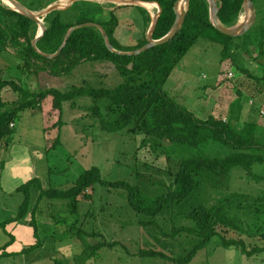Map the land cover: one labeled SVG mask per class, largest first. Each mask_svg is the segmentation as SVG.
<instances>
[{"label": "trees", "instance_id": "obj_1", "mask_svg": "<svg viewBox=\"0 0 264 264\" xmlns=\"http://www.w3.org/2000/svg\"><path fill=\"white\" fill-rule=\"evenodd\" d=\"M22 2V0H18ZM29 1L30 10L46 8L50 2L46 0ZM155 2L161 7L156 26L152 33L153 39H160L171 29L176 14L173 6L176 0H140ZM244 0H219L218 18L221 24L233 26L236 24ZM258 14L264 10V0H252ZM109 19L98 21L96 15H105L106 9L100 4L90 1H76L69 8L54 10L44 17L46 27L42 37L37 42V52L32 41L37 33V23L23 14L4 5L0 0V59L6 56L20 61L18 67L32 73H46L49 76H65L79 65L88 62H99L112 65L122 79L113 88H95L83 82L67 92L56 88L30 90L16 80L0 77V93L11 88L21 95V102L13 107H6L0 98V153L8 148L13 139L14 125L20 112L26 109L35 111L37 106L48 96L52 97L54 108L62 110V104L75 101L79 97L92 100L89 107L93 118L98 120L100 127L111 133L126 131L141 134L138 149L147 147L156 158L165 157L167 166L163 173L172 179L165 185L166 191L154 196H148L138 185L127 181H107L100 169L92 166L84 170L74 180L68 189H44L39 178L33 177L19 185L17 191L23 196L17 213L6 221L0 222V227L7 224L21 223L30 217L34 234L36 235L37 214L41 216L39 203L47 199L67 200V211L75 214L80 198L90 200L97 185L114 189H122L131 209L141 218L153 219L148 224L166 213L178 215L191 225L173 226L171 233L161 234L175 238L185 235L194 243L183 255L173 257L162 251L152 249L140 250L139 256L161 257L173 264L189 263L197 251L204 248L214 238L218 245L224 248L232 246L239 248L247 257L264 253V194L252 196L249 194L230 192L214 203L206 204L203 196L213 192L218 193L229 182L231 171L239 167L254 179L264 180V176L253 172L255 165H264V124L260 115L252 121L242 119V98L239 92L232 101L225 118L210 115L206 119L198 118L192 111L172 99L164 89L166 81L183 56L197 43L200 38L219 42L222 45L221 61L229 58L238 67L237 59L239 41L246 49L255 43L257 49L264 45V23L260 27L258 42L241 37L227 36L218 31L210 20L207 0H189L184 23L180 31L169 42L150 47L137 55H127L112 52L108 49L100 30L94 26H84L75 29L60 54L47 58L43 54H53L62 45L69 28L87 22L100 24L107 32L114 49L118 51H133L147 43L143 38L135 46H122L115 39L114 33L118 27V18L113 11L108 12ZM150 16L145 20V34L149 28ZM250 37H256L251 35ZM260 53L264 54L261 50ZM236 67V68H237ZM241 69V68H240ZM242 70H244L242 68ZM1 72V69H0ZM1 76V75H0ZM259 113V112H258ZM13 124V126H11ZM59 141L55 138L54 148ZM208 145L225 150L224 154H212L206 150ZM3 167V165H2ZM39 191L36 202L32 204V190ZM242 200L249 204L250 220L244 224L238 223L234 216L230 217L226 209L241 207ZM187 218H186V217ZM61 221H56L58 224ZM64 222V221H63ZM157 226V224H156ZM68 235L76 236L85 242L86 237L101 236V232H85L76 229L75 223L67 230ZM245 234L247 239L258 238L262 245L247 246L244 238L230 236L229 233ZM65 231L63 232V234ZM9 239L2 246L5 250L14 242L13 235L8 232ZM38 239V238H37ZM36 244L23 248L22 252H30ZM87 243V242H85ZM117 242L101 241L96 244H86L83 251L74 257L75 262L86 264L96 256L97 251L104 246H115ZM3 253V251H2ZM55 264H69L56 261ZM78 264V263H76Z\"/></svg>", "mask_w": 264, "mask_h": 264}, {"label": "rangeland", "instance_id": "obj_2", "mask_svg": "<svg viewBox=\"0 0 264 264\" xmlns=\"http://www.w3.org/2000/svg\"><path fill=\"white\" fill-rule=\"evenodd\" d=\"M87 1L98 3L106 9L105 15H96L98 21L108 20L110 11L121 16V13L130 10L129 3L116 5L118 3L114 0ZM22 2L28 6L29 1ZM46 2L64 7L69 0ZM109 7L113 9H107ZM132 12L136 10L132 9ZM241 15H244V19ZM135 16L128 22L125 15L118 19L119 24L120 21L123 26L126 22L128 24L120 28L119 42L123 46H135L143 40L141 25L134 20L137 19L133 18ZM247 16L248 13L242 10L236 24ZM263 23L264 10L257 14L253 26L241 36L247 34L244 39L247 37L246 40L258 42ZM38 26L37 32L40 30ZM242 43L239 41L237 67L231 58L221 61L222 45L219 42L200 38L173 69L164 89L172 99L201 119L210 115L225 118L232 101L236 100L240 92L242 119L252 121L260 115L258 118L264 124V54L260 53L264 51V45L258 50L254 43L245 49ZM19 64L20 61L11 56L0 59V77L16 80L30 90L56 88L67 92L83 82L95 88H113L122 82L112 65L95 61L79 65L65 76L42 73L33 76L27 70L20 69ZM0 98L5 108L21 102V95L11 88L3 89ZM91 105L90 98L79 97L73 102H64L62 110H59L53 107L52 97L48 96L35 111L26 109L19 113L14 125L13 141L0 153V222L12 219L17 213L23 196L16 189L33 177L40 179L44 189H68L84 170L97 166L105 180H123L138 185L148 196L166 191L165 185L172 179L162 172L168 163L165 157L156 158L147 147L138 149L143 139L141 134L103 130L98 120L91 115ZM58 135V144L51 148ZM206 150L212 154L225 153V150L214 145H208ZM241 170L239 167L233 168L230 180L223 189L216 194L211 192L203 196V201L206 204L214 203L230 192L263 195L264 180L254 179ZM253 172L264 176V165H255ZM38 194L37 188L32 190V204L36 202ZM92 194L90 200L80 198L75 214L67 211V200L45 198L39 203V209L43 212L41 216H36V235H32L34 228L28 222L30 217L25 218L21 223L29 228L28 233H23L22 238L18 233V240L0 251V264H55L56 261L79 264L74 261V257L83 251L86 244L101 241L117 243L115 246L102 247L86 264H173L161 257L139 256L138 252L152 249L178 257L192 247L194 241L185 235L170 238L161 234V230L170 234L173 226L191 225L184 216L166 213L154 220V224H148L153 219L136 215L122 189L97 185ZM250 203L242 200L241 207L236 203L232 210V206L227 208L226 213L230 217L234 216L245 227L250 220ZM59 220L61 222L56 224ZM73 223L76 229L101 232V236H88L85 243L76 236L68 235L67 230ZM11 227V224L0 227V249L9 239L7 231L11 232ZM229 235L244 238L247 246L263 244L261 239H247L245 234L233 232ZM37 238L41 243L36 248L27 253L21 251L23 247L36 244L39 241ZM19 240L27 244L22 246ZM217 242L218 238H214L197 251L187 264H264V253L249 258L239 248H224Z\"/></svg>", "mask_w": 264, "mask_h": 264}, {"label": "water", "instance_id": "obj_3", "mask_svg": "<svg viewBox=\"0 0 264 264\" xmlns=\"http://www.w3.org/2000/svg\"><path fill=\"white\" fill-rule=\"evenodd\" d=\"M7 1L11 3V6H8V7L16 10L17 12L23 14L27 18L33 20L34 22H36L37 24L40 25L41 29L39 32L36 33V36L32 41L33 48L37 52H39V50L37 48V42L42 37L43 33L46 30V27H45V24L43 21L44 17L48 13H50L51 11L64 10L66 8H69L74 2L80 1V0H69L68 5H66L64 7L60 6L59 4L52 3L49 6H47L45 9L41 10L40 12H34V11L30 10L29 8L24 6L18 0H7ZM207 2L209 4V13H210L211 23L213 24V26L218 31H220L221 33H223L227 36L236 37V36L243 35L247 30H249L253 26V24L256 21L257 13H256V9H255V6H254V3L252 0H244L243 1V10L246 13H248V16L245 18L244 21L238 22L234 26H225V25L221 24V22L219 21V18H218V10L220 8L219 0H207ZM117 3H118V5L126 4V3L134 4L135 0H119V1H117ZM188 3H189V0H176L175 1L174 6H173V10L176 14V18H175V21H174L171 29L168 31L167 34H165L160 39H153L152 33H153L154 28L156 26L158 17L161 13V7L158 3H156V5L158 7V13L153 18L151 26L149 27V30L147 32V43L144 46H142L136 50L124 52V51H118V50L114 49L111 42H110V39H109V36H108L106 30L98 23L86 21L85 23L77 24V25H74L71 28H69V30L67 31V33L65 35V39H64L62 45L58 48V50L55 53L43 54V55L47 58H54V57L58 56L60 54L61 50L66 45L71 33L75 29H78V28H81L84 26H94V27L98 28L100 30L102 36H103V39L105 41L106 46L108 47V49L110 51L120 53V54H127V55L140 54L143 51H146L147 49H149L150 47L169 42L172 38H174L176 36V34L180 31V29L184 23L186 12L188 10Z\"/></svg>", "mask_w": 264, "mask_h": 264}, {"label": "crops", "instance_id": "obj_4", "mask_svg": "<svg viewBox=\"0 0 264 264\" xmlns=\"http://www.w3.org/2000/svg\"><path fill=\"white\" fill-rule=\"evenodd\" d=\"M114 1H119V0H114ZM110 2V1H109ZM113 4H115V3H113ZM146 4H155L156 5V3L155 2H144V1H140V0H135V3L134 4H129L130 6L128 7L130 10L128 11V12H126V13H121V16H123L124 17V15L128 18V20H127V22L128 21H131V19H132V16L133 15H135L136 14V16L135 17H133V18H137V19H134L135 21H137V24H140L141 25V29H142V32H143V38H144V36H146L147 37V32H148V30H149V28H148V30L146 31V34L144 35V33H145V26H146V22H145V20H146V18L148 17V16H150V19H151V21H150V24H149V27L151 26V23H152V21H153V18L157 15V13H158V8H148L147 6H146ZM116 5H118V4H116ZM157 6V5H156ZM107 9H110V10H112L113 8H107ZM132 9H134V10H136V12H132ZM121 16H117V18L119 19ZM119 21V20H118ZM127 22L124 24V26L126 27V26H128V24H127ZM120 26V27H119ZM121 26H123V25H121V21H120V24L118 23V27H117V29H116V31H115V34H114V36H115V39L119 42L120 40V36H121V34H120V28H121ZM123 26V27H124ZM119 44L120 45H122L120 42H119ZM123 46V45H122ZM42 74H46V73H42ZM41 78V77H40ZM2 169H3V167H2V165H1V172H2ZM0 177H1V173H0ZM18 186V185H17ZM16 186V187H17ZM11 224V223H10ZM12 225V227L10 228V231L11 232H15V234H12L11 232V234L13 235V237H14V242H16L17 240H18V238H17V234L19 233L20 234V237L22 236V234L23 233H28V230H29V228H27V227H25V225H23L22 223H12L11 224ZM7 226V225H6ZM7 232H9V231H7ZM30 232V231H29ZM31 233V232H30ZM34 233V232H33ZM30 236H34L35 234H29ZM27 237V236H26ZM22 238V237H21ZM13 242V243H14ZM19 243L22 245V246H24V244H27V242H24V241H21V240H19ZM32 244V243H31ZM11 246V245H10ZM9 246V247H10ZM20 249H22V247L20 246L19 247ZM24 248V247H23Z\"/></svg>", "mask_w": 264, "mask_h": 264}, {"label": "bare ground", "instance_id": "obj_5", "mask_svg": "<svg viewBox=\"0 0 264 264\" xmlns=\"http://www.w3.org/2000/svg\"><path fill=\"white\" fill-rule=\"evenodd\" d=\"M3 2H4V4L6 5V6H11V3L10 2H8L7 0H3ZM146 6L148 7V8H158L155 4L153 5V4H146ZM241 17H242V19H244V15H241ZM39 24H37V26H38ZM38 28L39 29H41V27H40V25L38 26ZM38 29V30H39ZM40 31V30H39Z\"/></svg>", "mask_w": 264, "mask_h": 264}, {"label": "built area", "instance_id": "obj_6", "mask_svg": "<svg viewBox=\"0 0 264 264\" xmlns=\"http://www.w3.org/2000/svg\"><path fill=\"white\" fill-rule=\"evenodd\" d=\"M11 126H13V124H11Z\"/></svg>", "mask_w": 264, "mask_h": 264}]
</instances>
